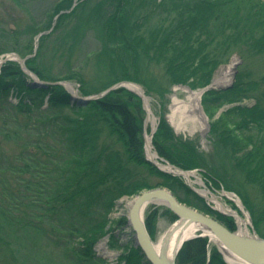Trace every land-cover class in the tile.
<instances>
[{
    "label": "trees",
    "instance_id": "1",
    "mask_svg": "<svg viewBox=\"0 0 264 264\" xmlns=\"http://www.w3.org/2000/svg\"><path fill=\"white\" fill-rule=\"evenodd\" d=\"M147 1L84 0L72 11L59 13L67 7L60 0L49 14L51 20L58 15V22L47 38L50 42L55 37L48 50L51 54L43 52V60L58 54L60 58L66 55L69 63L90 38L96 46L89 65L91 79L76 73L82 98L121 82L139 83L147 92L164 97L171 83L186 82L199 66L213 71L233 49L258 41L255 39L260 29L252 21L255 17L225 13L223 7L219 8L225 6L224 2L153 0L157 6L148 12L144 8ZM46 10L40 11L46 14ZM63 18L66 24L61 28ZM34 24H27L23 34H39L42 29ZM251 47L264 51L261 46ZM38 55L35 53V57ZM26 65L41 84L19 62L8 61L0 68V247H7L10 264H106L95 246L110 232L108 219L117 202L154 188L143 181L139 169H149L164 180L161 186L183 193L187 200L181 202L218 217L230 230L236 229L233 218L216 214L178 178L146 161L145 112L137 94L120 87L102 98L83 101L57 81L51 82L55 77L44 63L29 59ZM262 84L264 78L249 80L241 70L234 89L213 94L227 101L254 100L255 105L244 110L253 127L262 128ZM236 109L241 113L243 108ZM222 128L220 123L213 125L217 142L225 143L222 157L231 165L244 164L241 151H236L244 144L234 148L232 139L220 137ZM115 143L122 148H116ZM155 146L160 157L171 164L206 172L205 163L194 164L183 155L184 150L192 152L195 145L176 138L165 120H161ZM206 173L241 198L253 224H261L256 232L264 238V203L254 207L239 188L231 185L226 172L222 179ZM253 174L248 171L249 176L255 177ZM258 182L264 195V176ZM193 198L195 202L190 200ZM159 213L155 207L147 211L145 223L151 237ZM127 224L124 220L117 226ZM124 264L149 263L137 248ZM176 264L227 263L209 237H197L185 242Z\"/></svg>",
    "mask_w": 264,
    "mask_h": 264
},
{
    "label": "rangeland",
    "instance_id": "2",
    "mask_svg": "<svg viewBox=\"0 0 264 264\" xmlns=\"http://www.w3.org/2000/svg\"><path fill=\"white\" fill-rule=\"evenodd\" d=\"M59 1L60 0H0V50L5 51L0 53V63L3 62V64H5L8 61L19 62L12 59V55H18L23 59L25 61L26 69H28L26 61L29 59H33L34 63H44L49 69H51L52 75L55 77L51 82L57 81V83L64 86L74 98L83 101L94 100L90 99L92 97L90 95L84 98L81 97V83L80 80L77 79V74L83 76L87 80L91 79L92 72L89 71V65L91 64V60L95 53L92 51L96 47L92 39L89 38L87 40V43L83 46L82 50H76L69 63L66 55L60 58V55L58 54L54 55L53 58L50 57V55L46 56L43 60V52L50 50L54 44L55 37L50 42H48L47 38L52 34L54 30L53 28L58 22V15L51 20L49 14L53 13L52 10L54 5ZM61 1L65 4V7H67L62 9L59 13L67 10L69 12L72 11L78 2L82 3L84 0ZM211 1L224 2L225 6L219 5V8L223 7L225 13L229 11H232L234 14L242 12V14H250L255 17L252 21L257 23L260 29V32L255 39L258 41L255 43L254 40H252L249 41L248 44H245V46L233 49L229 56L227 54L225 55L224 62L213 71H209V67L199 66L198 70L194 73V77L188 79L186 82L171 83L168 86L167 93L164 97L147 92V89L139 83H131L140 86L145 93V96H143L142 99V108L145 112L143 115L145 145L149 139L152 151L160 158L159 164L175 166L161 158L155 149V141L157 139L161 120H165V123L169 126L171 132L176 138H179L182 141H189L191 144L195 145L196 148L192 146L194 148L192 152L184 150L183 155L187 159L191 158L194 164L205 163L207 166L205 167L206 172L211 173L220 179L223 178V174L226 172L231 185L234 188H239V190L242 191V194L247 197L250 203L255 207L257 204L262 205L264 203L262 186H260V183L258 182V179L261 180L262 176H264V125H262V128L253 127V122L251 121L250 116L245 112L246 110H244L253 107L255 105L254 100L227 101L228 99L224 96H219V94L215 95L213 93L224 88H227L224 90L234 89L237 86V76L241 70L249 80L252 78L256 81H261L262 78H264V51L261 50L257 52L254 50L255 47L254 49L251 47V45L264 47V0H235L236 2L233 0ZM166 3H168L167 0ZM156 6L157 3L153 0H148L144 3V8L148 12L154 10ZM42 9H48L46 10V14L41 13L40 10ZM167 11H170V8L167 9ZM215 12L218 14L217 11ZM30 23H35L34 25L42 29L41 32L35 36L23 34L22 30ZM64 24H66V19L63 18L61 20V28ZM44 36L46 37L44 38ZM248 46L251 47V50ZM50 51H48L49 54H51ZM37 52L39 55L35 57V53ZM82 54L85 55L82 56ZM24 71L26 72V70ZM27 71H29L31 74L29 75L37 80V82L41 81H39L38 77L29 69ZM39 84H41V82ZM127 85L128 84H126L124 88L136 94V92L130 90ZM261 89L264 90L263 84ZM191 95H195L199 100L193 101ZM145 97L148 99L150 112L146 107ZM236 108H243L241 109L242 112H235L238 111ZM149 117L154 119L155 122H149ZM218 123H220L225 129L222 128L221 131H219L220 137L224 135L225 137L232 139L233 143H231V145H233L234 148L244 144L243 149H236L237 152L241 151L239 155L243 157L242 162H244V164L238 162V165H231L228 158L222 157L221 149L225 147V143L222 141H220V143L217 142V132L213 129V125ZM223 139L221 138V140ZM216 142L219 146L216 145ZM108 143H113V141ZM115 144L116 148H122L121 144ZM253 147L256 149L255 153L253 152ZM231 153L235 155L236 152L233 151ZM196 154H198L199 157ZM145 157H149L146 147ZM157 165L158 164L155 163L153 166L157 167ZM178 168L186 173H181L175 169H158L160 171H166L167 173H164L167 175L178 178L181 183L188 186L199 196V198L204 200L208 207H210V209L216 214L224 215L225 213H222V211L217 209L214 204L215 202L211 200L214 197L220 199V201L226 206L234 209H239V205H241L244 210L243 214L250 223L248 225L249 232H251L252 235L257 234L256 230L260 228L261 224H258V226L253 224L251 214L245 208V205L239 196L219 185L213 177H210V174L208 175L201 168ZM139 171H143V181L147 183L148 186L154 187L152 190L162 188L170 191V189L161 186L164 180L158 178L149 169H139ZM248 171H250V173H255L253 174L255 177L249 176ZM183 174L190 175V180ZM202 190L207 191V195L210 199L202 194ZM147 191L149 190L145 189L139 195L120 199L112 214L109 215L108 220L111 230L110 232H106L105 235L111 236V238L108 239V243L111 251L114 253L107 254L103 257L107 264H123L126 262L130 254L135 253L137 247L133 241L134 239L131 237L132 232L129 223V205L136 200L137 197L142 195V193ZM170 192L179 201L180 199H186L181 192ZM190 200L195 202L194 198ZM150 207L158 208L160 212L155 230L151 237L153 242L158 244L164 234L168 232L170 227L177 222L178 219L174 218L171 213L172 211L165 203H150L146 208L145 218ZM194 209L204 214H208L200 209ZM208 215L218 219L216 216ZM224 216L228 217L227 215ZM229 217L234 219L236 225L238 224L234 217ZM124 220H128V224L118 227L117 224ZM199 233L201 232H198V234ZM104 237L99 238L97 243L103 240ZM209 239L212 245H216L219 248L218 243L211 241V238ZM1 247L0 264H10L11 258L6 249L7 247H4L3 245H1ZM5 254L7 256H5ZM111 254L114 256H111ZM222 255L226 262L223 253ZM210 256L211 253L209 252L208 258H210ZM37 264H39V262H37Z\"/></svg>",
    "mask_w": 264,
    "mask_h": 264
},
{
    "label": "water",
    "instance_id": "3",
    "mask_svg": "<svg viewBox=\"0 0 264 264\" xmlns=\"http://www.w3.org/2000/svg\"><path fill=\"white\" fill-rule=\"evenodd\" d=\"M11 58L19 61L24 70H26V72L30 74L29 71H27L28 69H26L25 61L23 59H21L18 55H12ZM2 65L3 62L0 63V67H2ZM126 84L133 83H118L112 86L111 88L107 89L103 93L92 96L90 99H99L105 96L106 94L110 93L111 91H114L120 87H125ZM139 97L143 99L142 95H140ZM145 159L147 162L153 165L155 164V162L152 161L149 157H146ZM162 166L165 165H157V167L160 169H163ZM168 167L186 173L178 167L172 165ZM156 201L164 202L170 208V210H172L173 213L177 215L178 221L184 223L185 226L189 227L191 225H194L205 228L208 233L214 235L217 238V240L222 244L223 249H225L228 253L234 255L235 257L239 258L244 263L264 264V238L258 235L244 234L238 225L235 231L230 230L219 219L211 217L208 214H204L186 204L181 203L170 191L162 188L153 190L151 189L147 192L142 193V195L137 197L129 214V223L134 232L135 245L141 250L145 260L149 264H176L178 254L185 242L197 237H209L207 233L202 232L201 234H194L192 237L185 238L177 249L173 260L166 259L157 250L156 244L153 242L145 223L146 208L150 203H154ZM164 241L166 240L164 239ZM220 250L224 254L222 249ZM225 260L228 264H232L227 258Z\"/></svg>",
    "mask_w": 264,
    "mask_h": 264
},
{
    "label": "bare ground",
    "instance_id": "4",
    "mask_svg": "<svg viewBox=\"0 0 264 264\" xmlns=\"http://www.w3.org/2000/svg\"><path fill=\"white\" fill-rule=\"evenodd\" d=\"M231 69V67H230ZM228 71V70H227ZM227 73V72H226ZM127 87L130 89V90H133L134 92H136V94L138 96L142 95V96H145V93L144 91L142 90V88L138 85H135V84H128ZM103 93V92H102ZM104 97V96H103ZM102 98V97H101ZM191 99L193 101H198L199 99H197V97L195 95H191ZM145 101H146V107L148 109V111L150 112L149 110V102H148V99L145 97ZM148 121L150 122H155L154 119H152L151 117L148 118ZM146 149H147V153H148V156L149 158L154 161L155 163L159 164V156H157V154H155L153 151H152V147H151V144H150V140L148 139L147 140V143H146ZM163 169H172L171 167H168V166H162ZM173 170V169H172ZM185 175V177H187V179L190 180V175L188 174H183ZM203 195L207 196L208 199L209 196L207 195V191L205 190H202L201 191ZM213 200L215 203V206L217 207V209H219L220 211H222V213H225V215H227L228 217L229 216H232L236 219L237 221V225L239 226V228L241 229V231L244 233V234H247V235H252L251 232H249V220L244 216V210H243V207L241 205H239V209H234V208H231L229 206H226L223 202L220 201V199H217V198H213L211 199ZM136 200H134L130 205H129V214H130V210L132 208V206L134 205ZM156 204H163L164 202L162 201H156L154 202ZM231 218V217H229ZM198 232H205L209 235V238H211V241L213 242H216L219 244L220 246V249H222V251L224 252L226 258L232 263V264H236V263H240V264H246L244 263L242 260H240L239 258L235 257L234 255L228 253L225 249L222 248V244L217 240V238L208 233L205 228L201 227V226H194V225H191L189 227L185 226L184 223L180 222V221H177L175 222L171 227L170 229L168 230L167 233L164 234V236L161 238V240L159 241L158 244H156V248L157 250L159 251V253L164 256L166 259L168 260H173L174 256H175V253L177 251V249L179 248V246L181 245L182 241L185 239V238H189V237H192L194 234H198ZM164 239L166 241H164Z\"/></svg>",
    "mask_w": 264,
    "mask_h": 264
},
{
    "label": "built area",
    "instance_id": "5",
    "mask_svg": "<svg viewBox=\"0 0 264 264\" xmlns=\"http://www.w3.org/2000/svg\"><path fill=\"white\" fill-rule=\"evenodd\" d=\"M109 238H104L103 240H101L99 243H97V251L99 254H101L103 257H105V255L110 254V253H114L111 251V248L109 247ZM111 256H114L113 254H111ZM107 264V262H106Z\"/></svg>",
    "mask_w": 264,
    "mask_h": 264
}]
</instances>
